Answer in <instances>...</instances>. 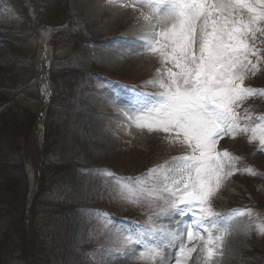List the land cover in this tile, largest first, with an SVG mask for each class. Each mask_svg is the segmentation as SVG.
<instances>
[{
  "label": "rangeland",
  "instance_id": "rangeland-1",
  "mask_svg": "<svg viewBox=\"0 0 264 264\" xmlns=\"http://www.w3.org/2000/svg\"><path fill=\"white\" fill-rule=\"evenodd\" d=\"M131 2L0 0V264H144L129 254L134 246L121 243L128 231L120 218L143 220V228L133 231H176L199 216V210L195 216L175 215L163 191L173 187L172 177L180 179L175 160L190 150L170 142L172 131L149 132L134 123L142 103L155 102L162 91L150 82L166 76L172 65L162 64L140 41V12L148 9L123 7ZM257 27L264 28V22ZM248 42L257 70L243 86L263 88L264 32L250 35ZM95 74L113 78L114 85ZM125 80L140 84L139 92L125 87ZM44 83L49 91L46 143L39 140L38 122ZM236 111L241 117L264 111V101L250 97ZM259 122L241 119L242 125ZM219 148L238 158V171L210 198L216 216L208 219L231 221L226 232L212 233L222 244L214 245L210 264H264V150L249 133L223 135ZM27 162L41 173H35L34 184L25 174ZM128 185L155 188L163 199L147 198L145 192L138 204L129 203L122 198ZM27 191L34 199L33 226L23 233ZM246 209L250 215H234ZM201 235L205 240L187 244L197 249L187 264H204L207 234ZM176 251L164 250L168 264H175Z\"/></svg>",
  "mask_w": 264,
  "mask_h": 264
},
{
  "label": "snow or ice",
  "instance_id": "snow-or-ice-1",
  "mask_svg": "<svg viewBox=\"0 0 264 264\" xmlns=\"http://www.w3.org/2000/svg\"><path fill=\"white\" fill-rule=\"evenodd\" d=\"M118 0H108L109 4ZM137 5L148 12H140L144 21L139 37L147 51L159 57L162 64H171L166 76L150 83L159 87L155 102L136 110V127L149 132H174L171 143L185 145L190 154L175 160L180 179L172 177L173 187H164L168 193L169 207L177 216H199L193 222H182L176 231L148 229L129 231L123 235V245L134 246L129 254L144 264H168L164 250L176 249L175 264H187L195 246L187 247L193 240H205L204 264H210L216 255L214 245L222 244L212 233L227 231L231 221L216 216L210 198L222 181L231 176L237 157L228 151L216 149L223 135L249 133L250 141L258 140L264 150V117H257L254 126L241 124L243 117L236 108L245 100L264 95V90L243 86V82L256 73V64L249 60L255 50L249 46L248 37L255 36L257 27L264 22V0H132L123 7ZM247 15V19L245 16ZM173 68L177 71H173ZM159 75V73H158ZM132 120V117H129ZM229 165L230 170L225 171ZM168 170L172 171L171 166ZM156 170H150L155 172ZM250 174V169H246ZM164 179L169 181L168 173ZM122 198L129 203H139L145 192L147 198L163 199L158 190L128 185L122 189ZM181 205L183 207H181ZM241 210L234 215H250ZM140 249H143L140 251Z\"/></svg>",
  "mask_w": 264,
  "mask_h": 264
},
{
  "label": "bare ground",
  "instance_id": "bare-ground-1",
  "mask_svg": "<svg viewBox=\"0 0 264 264\" xmlns=\"http://www.w3.org/2000/svg\"><path fill=\"white\" fill-rule=\"evenodd\" d=\"M129 31V30H128ZM127 35V34H126ZM107 108V107H106ZM120 124V123H119ZM121 125V124H120ZM123 129H124V127L121 125V131H119L118 129H116V131L119 133V134H121L122 133V131H123ZM106 135V134H105ZM110 137V136H109Z\"/></svg>",
  "mask_w": 264,
  "mask_h": 264
},
{
  "label": "trees",
  "instance_id": "trees-1",
  "mask_svg": "<svg viewBox=\"0 0 264 264\" xmlns=\"http://www.w3.org/2000/svg\"><path fill=\"white\" fill-rule=\"evenodd\" d=\"M23 174H24V173H23ZM66 221H67L68 224H70V220L67 219ZM63 242H64V243H67V238H66V237L63 239Z\"/></svg>",
  "mask_w": 264,
  "mask_h": 264
}]
</instances>
